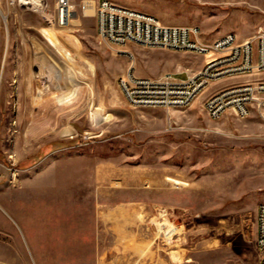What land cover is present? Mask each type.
I'll return each instance as SVG.
<instances>
[{"label": "rangeland", "instance_id": "1", "mask_svg": "<svg viewBox=\"0 0 264 264\" xmlns=\"http://www.w3.org/2000/svg\"><path fill=\"white\" fill-rule=\"evenodd\" d=\"M88 1L62 25L57 0H0V264H259L264 109L214 119L203 102L264 74L221 79L184 108L134 107L129 70L187 78L210 58L112 44ZM112 1L208 39L264 29V0Z\"/></svg>", "mask_w": 264, "mask_h": 264}, {"label": "built area", "instance_id": "2", "mask_svg": "<svg viewBox=\"0 0 264 264\" xmlns=\"http://www.w3.org/2000/svg\"><path fill=\"white\" fill-rule=\"evenodd\" d=\"M93 7L100 38L116 45L136 43L148 47L189 51L206 54L210 59L187 78L177 73L160 77L137 76L129 70L119 78V86L134 107L159 105L184 108L191 104L207 87L232 76L264 74V29L259 28L245 39L229 32L208 39L198 25L166 24L156 15L138 8H128L112 0L82 3V9ZM73 0H57L56 11L60 24L69 22ZM202 39V48L192 47V39ZM182 72V71H180ZM206 113L214 119L226 112L240 117L251 108L264 109V75L224 86L210 93L203 102ZM256 248L259 264H264V201L257 206Z\"/></svg>", "mask_w": 264, "mask_h": 264}, {"label": "bare ground", "instance_id": "3", "mask_svg": "<svg viewBox=\"0 0 264 264\" xmlns=\"http://www.w3.org/2000/svg\"><path fill=\"white\" fill-rule=\"evenodd\" d=\"M41 5H42V0H26V6H28V7L34 8V7H38V6L40 7ZM126 7L132 8V7H129V6H126ZM90 9L94 11L93 7L89 8V10ZM44 31L49 35L52 44H55V45H58L59 44V40H58L57 34H56V32H55L54 29H49V30L46 29ZM192 45H193L194 48H202V42L199 41V40L197 41V43L192 44ZM67 56L69 58L72 57L69 52L67 53ZM169 179L172 180V181H174L176 184H187V182L182 181L180 179H175V178H171V177H169Z\"/></svg>", "mask_w": 264, "mask_h": 264}, {"label": "crops", "instance_id": "4", "mask_svg": "<svg viewBox=\"0 0 264 264\" xmlns=\"http://www.w3.org/2000/svg\"><path fill=\"white\" fill-rule=\"evenodd\" d=\"M248 37V36H247ZM247 37H241L240 39H245V38H247Z\"/></svg>", "mask_w": 264, "mask_h": 264}]
</instances>
